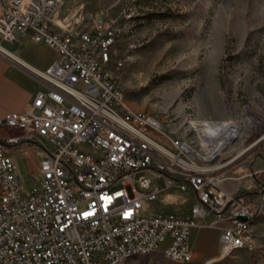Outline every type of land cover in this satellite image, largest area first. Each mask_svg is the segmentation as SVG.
<instances>
[{
  "label": "built area",
  "instance_id": "2783aa9c",
  "mask_svg": "<svg viewBox=\"0 0 264 264\" xmlns=\"http://www.w3.org/2000/svg\"><path fill=\"white\" fill-rule=\"evenodd\" d=\"M63 6L64 0H0L1 39L31 32L32 44L58 53L47 72L36 73L46 87L1 123L13 134H0V264H125V252L157 251L167 240L163 254L194 261L192 230L223 224L219 256L233 246L253 251L241 218L256 211L254 204L211 189L218 183L211 176L240 160L219 163V151L241 128L234 124L220 148L197 151L165 133L156 117L125 113V90L111 68L116 20L108 10L58 19ZM24 149L32 152L30 179L39 181L30 192L10 156ZM243 168L245 179L259 174L252 162ZM153 179L166 190L191 192L189 215L144 212L164 191Z\"/></svg>",
  "mask_w": 264,
  "mask_h": 264
},
{
  "label": "rangeland",
  "instance_id": "374dc122",
  "mask_svg": "<svg viewBox=\"0 0 264 264\" xmlns=\"http://www.w3.org/2000/svg\"><path fill=\"white\" fill-rule=\"evenodd\" d=\"M98 10H108L116 20L119 33L111 68L131 111L156 117L165 133L198 147L213 143V135L226 123H241V136L219 156V163L239 157L224 170L243 171L244 163L258 159L252 169L264 173V0H64L59 18ZM43 143L53 151L50 142ZM10 156L30 192L38 179L27 177L20 152ZM257 176L261 182L257 180L253 193L246 195L256 209L254 250L190 264H264V176ZM243 179V190L253 184ZM155 186L165 189L163 180L153 179ZM192 198L191 192L170 190L144 212L184 216ZM205 231L209 245L215 246L219 227ZM168 245L129 263L177 264L163 256Z\"/></svg>",
  "mask_w": 264,
  "mask_h": 264
},
{
  "label": "crops",
  "instance_id": "0c3cea01",
  "mask_svg": "<svg viewBox=\"0 0 264 264\" xmlns=\"http://www.w3.org/2000/svg\"><path fill=\"white\" fill-rule=\"evenodd\" d=\"M30 35L31 32H17V40L14 42L4 41L0 38L1 135L13 134L12 131L4 129L1 125L5 117L10 113L21 111L25 103L31 100L37 91L42 90L46 87V84L37 77L36 73L47 72L58 59V53L56 51L46 46L32 44L30 42ZM16 60L18 61V63L16 62ZM31 153L32 152L29 149H24L23 152L20 153V157H22L23 159L26 175L28 178H30L28 173V162L30 160V156H32ZM235 159H239V157ZM257 160L258 159L252 162V168ZM257 173H259L260 176H264V173ZM243 174L244 173L241 167H239L238 169L230 168L223 170L213 177V179L218 180V183L217 186L212 187L211 189H220L227 193H234L237 196H245L251 194L253 193L252 191L255 186V182L258 183V181L256 180V178L251 179L253 181V184L249 185L243 190ZM169 191L170 190L164 189L160 199H162V197ZM193 202L194 199L192 198L191 207L193 205ZM189 213L184 216L189 215ZM227 226V224L219 226L220 234L215 246L209 245L208 239L206 237V228H196L192 230L190 242L192 251L194 253V261L198 260L205 263L207 261H214L220 257V236L223 229ZM169 241L170 240H167L166 242H168L169 244ZM132 262L133 260L130 261V263Z\"/></svg>",
  "mask_w": 264,
  "mask_h": 264
},
{
  "label": "bare ground",
  "instance_id": "6f19581e",
  "mask_svg": "<svg viewBox=\"0 0 264 264\" xmlns=\"http://www.w3.org/2000/svg\"><path fill=\"white\" fill-rule=\"evenodd\" d=\"M127 105L128 104H127L126 96H125V94H122V108L125 109V113L131 114V115H138V113H142V112L131 111L127 107ZM144 115H147V119H154V117L149 115V114L144 113ZM234 124L236 125V127L241 128V123H232V122L226 123V125L221 129L220 132H218V133L213 135L212 140L214 142L213 143L209 142L208 145H206L204 147H198L193 141H189V140L184 139V138H182V139L181 138H177V139L180 140L181 142H186L188 147H193L197 151H214L215 149L220 148V146H222L226 142V138H228L230 136L231 129H233ZM240 136H241V133H240V135L238 137H240ZM232 142H229L227 144V146H224L223 149L221 151H219V156H221V154L224 152V150H226L227 148H229V146H231L230 144ZM246 219H247L246 220V227L251 228L252 224H253V222L255 220V216H253V213H252V214H250V216H247ZM240 250H247L248 251V247L233 246V248L230 249V251L225 252V254L223 256H220L216 260H223L225 258H228L233 253H235L237 251H240ZM155 252H156L155 250L127 251V252H125V264H129V262L132 259H134V258H137V257H140V256H148V255H151V254H153ZM164 256L167 259H169L171 262H174V263H177V264H190V263L194 262V261H188V259H182V258L168 256L166 254H164Z\"/></svg>",
  "mask_w": 264,
  "mask_h": 264
},
{
  "label": "trees",
  "instance_id": "16d2710c",
  "mask_svg": "<svg viewBox=\"0 0 264 264\" xmlns=\"http://www.w3.org/2000/svg\"><path fill=\"white\" fill-rule=\"evenodd\" d=\"M256 180H259L260 181V179H259V177L258 176H256ZM261 182V181H260Z\"/></svg>",
  "mask_w": 264,
  "mask_h": 264
},
{
  "label": "water",
  "instance_id": "95a60500",
  "mask_svg": "<svg viewBox=\"0 0 264 264\" xmlns=\"http://www.w3.org/2000/svg\"><path fill=\"white\" fill-rule=\"evenodd\" d=\"M241 220L246 221L247 219L246 218H241Z\"/></svg>",
  "mask_w": 264,
  "mask_h": 264
}]
</instances>
